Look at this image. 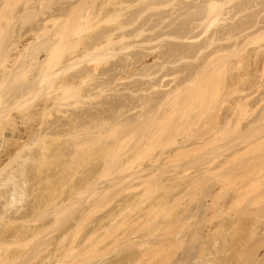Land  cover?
<instances>
[{
    "label": "bare ground",
    "instance_id": "6f19581e",
    "mask_svg": "<svg viewBox=\"0 0 264 264\" xmlns=\"http://www.w3.org/2000/svg\"><path fill=\"white\" fill-rule=\"evenodd\" d=\"M234 2H236V5H234V7H231L230 4ZM82 3V0H76V2L68 3L66 7L57 10L55 15L47 16L42 21H38V23L31 30V33L33 34L30 35L35 36L33 38V41H29L32 38H26L25 34H20L16 31L18 34V38H13L12 40H10L6 47H4V45H6L4 44L0 48H5L3 52L4 54L2 53L4 48L2 49V51H0V53L3 54H0V57H4L3 60L5 63L3 61L2 62L6 66L5 69L1 71L2 74L0 76V177H4V175L6 176V178H0V211L4 210V215L6 214L5 216H8L6 217L7 219L10 217V221L8 223H10L12 227L13 225H17L16 227H18H15L17 229L16 232L14 231L13 234L11 233V238H13V241L16 238L19 239V236L23 232L25 236L26 232H29L30 230L32 234L34 233L32 231H35V233H37L36 237L38 236V234H40L36 232L39 229L34 230V228H36V221L38 220L36 216L34 217L32 214L34 213V211L31 213L28 212V210H24L26 208L25 206H28L23 203L25 202L24 198L27 197L26 195H28L27 193H25V190L26 186L30 183H28V181L26 182L25 180L22 182V179H26L25 174L28 173L27 175H29V171H26V166L29 163L28 161H31L32 163L35 162L34 164L37 166V159H41L42 157H44V154L46 152L43 154L44 156H42V153H40L41 156H39V153L37 154L36 152V154L39 156H37V158L36 154H34L35 152H33L31 148L34 147L35 149V147H37L38 144L41 145L42 142L44 144H49L50 139H54L55 141L59 142L62 147H66L64 146L65 141L63 145V143H60L59 140L62 141V139H68L69 141L71 140L70 138L72 136L73 138L76 137L75 142L78 140L79 141L76 142L77 144H75L74 141L72 142V140L69 141L72 142L71 144L66 141V143L69 144H67V150L70 151L75 144L78 146L79 150L85 151L86 148L91 147L90 142L91 145L95 143L97 144L99 140H97V142L96 139H94L95 141H93V143L91 139H82L80 135H84L83 137L86 136L85 138H87L88 135H91L94 138L98 137L102 139V136H100V132L103 130L102 135L103 139H105L104 137L108 132H112L111 135H113V133H117L118 129H120L121 127L127 128L135 126L138 123L146 124L148 123V121L150 122L151 118L154 119V117H157V120L155 119V121H159L158 123H160V120L161 122L163 120L162 118L160 119L157 115L165 118L164 116L167 117L168 115L167 111L169 113V116H174L180 113L183 115L182 117H184V114L186 115V113H188V111L190 110H186L187 107H189L187 105H190L191 102V100L188 99L191 94L188 96L187 94L195 91L193 89H196L199 86L198 83L200 82L201 75L206 73L205 69L208 68V66L210 67L211 62L214 61L217 57L225 55L228 52H236L238 49H240V47H242V44L264 34V20L259 19V17L255 22H252L251 18H249V20L247 21H241L244 13L261 5V3H259L257 0H105L104 3L102 2V5L99 7V9L97 8V13L96 11L94 12V10H92L90 16H88L86 13H81L82 15L78 14L77 18L75 17V19H73V15L76 14L75 12L77 10V7L82 5ZM111 5L114 7L110 8ZM153 10H156V13H154V15L152 14V16L148 15L145 18V15L149 13V11L153 12ZM93 14H95L94 17L92 16ZM15 18L20 19V16L13 17V19ZM21 18L25 17L21 16ZM30 18L31 17H28L26 21L30 20ZM105 18H107V21L115 20L117 24L114 27H106L105 29L97 31V29H100V27L102 26L100 23L107 22L106 20H104ZM19 19L18 21H20ZM228 21L234 22L229 23ZM90 28L94 31V33H87L83 36L81 35L83 34V32H89L88 29ZM49 29H51L52 32ZM47 30L48 32H51L48 34L49 37L40 39V33H45L47 32ZM75 35H77L76 38L74 37ZM241 38H243L244 41L238 42ZM2 39H4V35ZM4 41L6 42L7 39H4ZM232 41V45H224V43ZM0 43L3 44V40L0 41ZM65 49L69 50L67 52V56H65L64 53V51H66ZM262 53H264V47H260L256 50L257 56H260ZM55 56L56 58L58 57L57 60L55 58L56 62L54 63L56 69L52 70V72L49 71L48 73V70L54 68L53 64L52 68L50 66V59L54 60ZM103 59L105 60V62L106 60L109 62V59H115V61H112V63L110 62L107 67H99V62L101 60L104 61ZM201 60L202 62L197 63ZM6 61L8 62V64H6ZM102 61L100 62V64L102 63ZM213 65L215 66V63H212L211 67ZM34 70H36V73L33 75L34 79L29 80L28 83L26 82L27 85H25L24 87L22 85L21 89L18 88L19 85H15V91L14 88H11V84L16 83L17 77V82L19 81L23 84V82L20 81V79L22 78V76L20 77V74H22L23 76L25 75L26 80H28L29 77L27 78V76H29ZM48 78H51V80L49 79L50 81H47L49 84H47L46 82V84L43 85L44 79ZM22 80L25 81V78H23ZM252 80L254 79L252 78ZM252 80H250L252 84L250 83V81H248L249 84H251L249 89H254L256 90L255 92H258L262 88H264L263 76L259 77L258 81H255V83H253L254 81L252 82ZM34 96H37L39 99L40 96L41 98L43 97V102H37L39 103V105L35 104L31 106V104L33 103L29 104V102L31 100L33 101ZM192 96L193 94L191 95V98ZM251 96L252 94H248L243 96L242 98L236 99L234 102L228 103V109L224 113L222 112V114L219 115L218 113L222 111V106L227 105L228 99H225L220 103V107H218V109L221 110L220 112L216 113L217 116L215 117V126H213V128H210L212 129L210 130V132L213 131L211 132V136L208 132H201L197 140L193 142L188 139V141L186 139L182 140L181 142L177 143L178 145L176 149L171 154L170 151L168 152V154H165L164 151L166 150L161 151L160 155H156L155 158L152 159V161L150 159L151 163H148V166L146 165L130 175L132 181L133 179L136 181H138V179L142 181L143 179V181H145L147 179H150V177L156 176V174L158 175V172L163 168L164 170H166L168 167L166 165L168 164V160L174 155L179 153L181 154L189 149V152L195 151L194 149L196 148L204 149L208 144H210L211 141H213V143L215 144L214 149L213 147H211L213 150L208 147L209 157L211 155V152L213 155H211L209 159H207L208 154L206 153L208 151V148L207 150H204L205 152H200V150L198 152L200 153L198 158L200 162L196 159L198 162L195 161L194 163V161H192L191 165V162L188 161L189 164L187 162V165H182V168L179 167L180 171L177 170L179 168H175V171L177 170L179 172L175 173L176 176L173 175L175 178L173 182H177L180 179L181 185H184V194H191L192 190L189 192V189L194 186L195 183L197 184L198 182H202L204 186L203 188L202 184L200 183H198L197 185L198 187L200 184V186H202L203 188H200L201 190L199 191L202 193L203 190V196H200L202 197L201 200L198 198V202L200 201L199 203H201L200 206L198 204L199 208H197V210L199 211L197 213L199 215L195 214V218L199 216L198 218H196L197 223H195L198 225H196L198 229L197 232L196 229L192 230L193 234H191L190 237V239H192V242H194V245L190 241V239L188 240L189 242H186L189 244H185V248L182 253L183 256H181L182 259H179L181 260L180 262L183 261V264L185 262L187 263V261L188 264H193L194 262L192 263V261L198 263L199 259L196 256L199 257V254L201 262H199L198 264H201L203 259L204 261L202 264H264V154L262 156L255 157L256 155H258L256 154L253 157L251 156L252 158L248 156L250 159L248 157L247 159L244 158L247 161H244V159H240L239 157H244L241 155L242 153L243 155H246L247 152L244 153L246 150L249 152V150H251L250 148L253 149L255 145L259 146V144L263 142L264 108L243 129H241V122L238 121L239 124L237 123L236 125L233 121L234 118H236L235 110L237 108L244 109L246 107H249ZM38 98H36L35 101ZM71 99L76 100L77 103L73 101L75 104L73 105ZM79 99H82L83 102ZM262 101L263 99L261 100V102ZM68 102L70 103V105H67L69 104ZM82 103H86V105L88 104L89 107H87V105L84 108V111H82V109V112L79 111V113H76L77 109L79 108H77V106H79L78 104ZM58 105H62L64 107L62 108L64 110L66 109L63 112L61 111V115L64 114V116H62L64 119L59 120L60 118L58 117L59 119L55 118L57 121H49L50 123H46L48 120L45 119L51 118L47 116L52 113H49V111H52L55 108L61 109ZM105 105L108 107H105ZM193 105L194 104H192L191 106ZM27 107H31V109L33 110L29 111ZM70 107L71 110H75L74 108H76V111H73V113L70 110ZM165 107H169V110L165 111ZM26 108L28 112H24ZM18 110L19 112L16 113V111ZM59 111L60 110H58L57 112L61 113ZM195 112L196 110L194 111V113ZM162 113H165L164 116ZM194 113L190 112V118ZM203 113L205 114V112ZM51 116L53 117L52 114ZM187 116H185L184 118H186ZM192 118L194 119V117ZM155 121L153 120V122ZM177 121H180V119ZM168 122L169 120H167V124H169ZM44 123L46 124L44 125ZM175 123L177 124V127L180 124L176 121ZM181 124H184L183 121ZM230 124H233L235 126L240 125V129L239 127L235 126L234 128L233 125L232 127L237 131L240 130L242 133L236 131L235 133L233 132L234 134H231L232 127L230 129ZM182 125L179 126L182 127ZM112 126H114L115 128L117 127L116 129H113L115 130V132H113ZM168 126H172V123ZM175 126L173 125L169 128L173 129L174 127V131L175 129L177 131L178 128H175ZM104 127L107 129L110 128L111 130L108 129L107 132L106 129H102ZM184 128H186V125L184 126ZM6 130H8V132ZM180 130H182V128H180ZM104 131L105 133H107L105 134ZM239 133L242 135H240ZM114 135L115 136L112 137L116 139V136L118 134ZM226 135L229 136L224 137ZM233 135L236 138L232 140L230 138L234 137ZM77 138L79 139L77 140ZM47 140H49V142H46ZM223 140L225 142H223ZM54 142L50 143V145H55ZM35 144L37 145L33 146ZM48 144H45L46 147L49 146ZM86 144H88V147L86 146ZM71 145L73 146L71 147ZM69 146L71 147L70 149ZM77 146H74L72 153L71 151L69 152L65 150L66 148H64L63 153L61 152V154H64L65 158L70 159L74 157V159H76L75 157L77 155L79 156L80 153L79 150L77 151L76 149ZM58 147L62 148L60 146ZM134 148L132 150L133 153L136 151V148ZM28 149L31 153L28 151ZM42 150H44L43 147L41 151ZM51 151H53V149H51ZM66 151L68 152L67 155ZM24 152H26L27 154L23 155ZM75 152L76 154H78L76 155ZM102 152L103 151H101L100 154H102ZM106 152L108 151H105V153ZM87 153L88 152H86L85 154ZM68 154L70 157L68 156ZM18 155H20L19 157L22 156L23 160L20 158L18 159ZM58 155H60V153ZM80 155L84 156L83 152L80 153ZM201 155H204V157ZM14 156L15 160H21L20 163H16L18 165V169L15 165L9 167H13L12 169L16 168L17 172L22 167V170L20 169L22 172L20 175V172L17 173L15 170V172L18 174L17 176L15 173H13L14 170L12 171V169H8L10 170L9 172H5L7 171V168H9L7 167L9 165L7 160H9L10 158H13L12 160H14ZM129 156L130 154L126 157ZM236 158H238V160ZM239 159L241 161H239ZM68 160L66 162L69 163L71 161V164L69 163L66 166L73 165L72 162H74L75 160ZM235 160H237V162ZM9 161L11 162V160ZM238 161L240 163H238ZM4 163H8L6 164L5 170L4 166L1 168L2 165H5ZM41 163L42 162H40V164ZM38 166L39 168H37L40 169V165ZM194 166L196 168H194ZM67 168L69 167H66L65 169L68 170ZM192 170L195 172L193 173ZM169 171H166V173H168ZM171 172L172 170L170 171V173ZM173 173L174 171L172 172V174ZM30 174H32V172ZM21 175H23L24 178ZM18 176H21V180L18 178ZM125 178L128 179L130 177L125 176ZM125 178H123V180H125ZM172 178L170 180H172ZM182 182L184 183L182 184ZM205 182L207 183L206 187L204 185ZM22 187L25 188L23 189ZM81 188L83 189V187ZM35 191L37 190L35 189ZM83 191H81L82 193L80 194H83ZM188 194L187 196L190 195ZM36 199H38V197ZM36 199L35 202L37 201ZM41 200L43 199L41 198ZM68 200L69 202L66 201V199L64 201L68 204L71 202V205L69 204V206H74L77 203V201L74 199L76 202L74 205H72L74 203L72 202L73 199ZM64 201L61 202L65 207L66 203ZM19 205L21 206L19 207ZM84 205H86V202L84 203ZM29 206H31L30 202ZM57 206L56 209H59L60 205L59 207ZM69 206L67 207L70 210H74V208L72 209V207ZM67 207H65L66 211H69V209L67 210ZM1 208L3 210H1ZM38 208H41V206H38ZM63 208L62 210L64 211L65 208ZM56 209L54 210L56 211ZM32 210H34V206ZM51 210L53 211V209ZM37 211L39 212L40 209H38ZM50 211L48 212L50 213ZM210 211H212L211 218H216L215 220L218 221L217 224L214 221L215 224L213 226L212 221L214 219L212 220L209 217ZM40 213H42V211H40ZM28 214H30V221L35 222V226L33 225L34 228H32V223L28 219ZM112 214L109 215L110 219L115 217L116 215L115 213V215H113L112 217ZM31 215L33 217H31ZM42 215L43 218H41V220H44L47 216L45 217V214L43 213ZM51 215L52 216H50V218L53 217V214ZM54 215H56V212L54 213ZM40 217H42L41 214ZM1 218L2 216H0V219ZM31 218H36V220H31ZM103 218L102 220L106 222L107 220H104ZM55 220L56 221H53L56 223L58 218ZM208 220H212L211 225H209L210 222ZM27 221H29V225L28 223L27 225L31 226L29 228H27L28 226H23ZM103 221L98 222L95 229H99L98 227L102 226ZM18 223L22 226L19 227ZM1 225L2 224H0V227ZM52 225H54V223ZM240 225L242 226L243 230L238 228L240 227ZM243 225H245L246 227ZM9 226H6V228ZM26 228L32 229L26 231ZM6 230H8V228ZM235 230H241V236H239V232L237 234V231ZM242 231H245V234H242ZM94 232H92V234H94ZM1 235H3L2 231L0 233V236ZM5 235L9 237L7 234ZM197 235L198 238L196 237ZM27 236H29L28 233ZM33 237H35V234L33 235ZM236 237L239 238H237L235 242L234 239ZM197 239H199V241ZM195 240L197 243L195 242ZM3 241L4 243H7V240ZM3 241L0 242V250L2 249L4 251L3 254L5 255L6 246H4L3 244V248L5 250L1 248ZM18 241H20V239ZM136 244L137 245H132L137 246L138 248V243ZM142 245L145 244H143L142 242ZM142 245L140 244V246ZM196 247L199 250H197ZM194 249L199 251V253L197 254V251H195ZM80 251L81 250H79V252ZM55 252H57L55 253V255L51 254L52 256H49L52 258H50V261L48 260L49 263L47 262V264H52L53 262H51V260L53 261L55 260V258H57L56 255L58 254V251H56L55 249ZM29 255L31 256V254ZM192 255H196L194 256L195 260H193L194 257ZM209 255H212V260H210L211 258ZM223 255L224 257L228 256V258H224ZM231 255H233V257ZM27 257L23 258L27 260ZM134 257L135 256H133V258ZM28 259H30V257Z\"/></svg>",
    "mask_w": 264,
    "mask_h": 264
},
{
    "label": "rangeland",
    "instance_id": "374dc122",
    "mask_svg": "<svg viewBox=\"0 0 264 264\" xmlns=\"http://www.w3.org/2000/svg\"><path fill=\"white\" fill-rule=\"evenodd\" d=\"M104 1L105 0H82V2H83L82 5L77 7V10L75 12L76 14H74L73 15L74 18L73 17L72 18L73 19H75V17L77 18L78 14H81V13H83V14L86 13L88 16H90L92 13V10H94V12L96 10H98L99 7L102 5V2L104 3ZM257 1L259 3H261V5L259 7L251 9V10L247 11L246 13H244V15L241 18V21H247V20H249V18H251L252 22H255L258 17H259V19L264 20V0H257ZM73 2H76V0H0V38L2 39L3 35H4V39H7L6 42L4 41V39H2L3 44H1L2 42L0 43V48L4 44H6V45H4V47H6L7 44L10 42V40H12L13 38L14 39L18 38L17 32L20 34H25L26 38H32L29 41H33V38L35 36L30 35V34H33V33H31V30L38 23V21H42L47 16L55 15L57 10L64 8L68 5V3H73ZM113 3H115V2H113ZM234 5H236V2L230 4L231 7L232 6L234 7ZM108 7H110V6H108ZM113 7L114 6L111 5L110 8H113ZM158 12H160V11H158ZM96 13H97V11H96ZM154 13H156V10H153V12L149 11V13H147L145 15V18L148 15L149 16H152V14L154 15ZM94 15L95 14H93L92 16L94 17ZM16 16L17 17L20 16V19L18 18L20 21H18V19H16V18L13 19V17H16ZM21 16H24L25 18H21ZM26 17L27 18L31 17V18H30V20L26 21V19H27ZM34 17H36V18H34ZM101 18H103V17H101ZM106 19L107 18H105L104 20H106ZM228 22L232 23L234 21H228ZM100 24L102 26L100 25L101 27H100V29H97V31L105 29L106 27H114L117 23L115 20L114 21L108 20L107 22H104V23L102 22ZM49 30L51 31V29H49ZM2 31H3V33H2ZM88 31L89 32H83V34H81V35L83 36V35H86L87 33H94V31L91 30V28L88 29ZM91 31H93V32H91ZM51 32H48V30H47V32H45V33L44 32L40 33V35H39L40 39H42V38L45 39L46 37H49L48 34ZM74 37L76 38L77 35H75ZM1 39H0V41H2ZM243 41H244V39L241 38L238 42H243ZM232 44H233V41L228 42V43H224L225 46H230ZM241 46L242 47H240V49H238L236 52H233V53L228 52L225 55L217 57L218 59L216 58L214 61H212L210 64V67L208 66V68L205 69L206 73L203 72L204 74L201 75L200 82L198 83L199 86L198 87L196 86L197 88L193 89L195 91L192 90L194 93L190 91L191 93L187 94V96L190 94L191 95L193 94V96H192V98H191V95L189 98L187 97L188 99L191 100V102H190V105H187L189 107H187V109H186L187 111L189 109L190 110L188 111V113H186L187 111L185 112L186 115L184 114V117L187 116V114H188V116L186 118L182 117L183 115L180 113L176 114L174 116H169V113L167 111V110H169L168 109L169 107L168 108L165 107V109H166L165 111H167L168 115L166 117V116H164L165 113L164 114L162 113L166 119L161 117L160 115H157L160 119L162 118V120H163L161 122V120L159 119L160 123H158L159 121L158 122L155 121V119L157 120V117L153 116L154 119L151 118L152 121L150 120V122L148 121V123H146V124L145 123H138L135 126H131V127H127V128L125 127L126 129L124 127H121L122 129L121 128L118 129L117 133L115 132V130H113V129H116L117 127L115 128L114 126H112V130H113V132H115V133H113V135H111L112 132L111 133L108 132V129H110V128L107 129L104 127L102 129H106V131L108 133L106 132L107 135L106 136L104 135L105 139H103V135H102L103 130L101 129L102 131L100 132V134H101L100 136H102L103 140L101 138H98V137L94 138L91 135H88L87 138H85L86 136L83 137L84 135L83 136L80 135L82 139H89V140L91 139L92 142L95 141L94 139H96V141L99 140V142L97 141L98 142L97 144L95 143V144L91 145V142H90L91 147H88V144H86V146L89 148V151H88V148H86L85 151L79 150L78 146L75 145V144H77L76 142L79 141L78 140L79 138H77L78 141L75 142L76 137L73 138L71 136V138H70V136H69V138L72 140V142L73 141L75 142L74 146H77L76 147L77 151L79 150L80 153L83 152V155L86 152H88L84 156L80 155V153H79V156H82V157H79L77 155L78 153L76 154V152H77L76 151L75 152V154L77 155V156L75 155L76 159H74V157L70 158V159H72V161H74V160L75 161L72 162L73 165H69V166H66V165H68L71 161L69 163H67L66 161L69 158H65L64 154H63L64 155V157H63L61 152L63 153L64 148H66L69 145L68 143H70V144L72 143V142H69L71 140H69V141H68V139L63 140L62 138H61L62 141L59 140L60 143H63V145H64V141H65L64 146H66V147H62V145H60L59 142L55 141L54 139H52V140L50 139V142H49V140L46 141V142H49V144L45 143V144L49 145L48 147H46V145L43 142L41 143L42 146L39 144L33 145V146L37 145V147H35V149L36 148L38 149V150L36 149V151H35L34 147L31 148L32 151L35 152L34 154H36V152H37V154L39 153V156H41L40 153H42V156L45 155L46 157L44 156L45 158L42 157L40 159V158H38L39 156L36 154V157L38 156L37 157L38 159L36 161L37 166L34 164L35 162L32 163L31 161H28L29 162L28 165H30V166H28L26 163L27 166L26 165L25 166L28 168V169L26 168V171H29L30 176L27 175L28 173L26 172L27 174H25V177L28 180L22 179V182L25 180L26 182L28 181V183H30V184L26 183L28 185L26 186V190H25L26 192L25 193L28 194V195H26L28 198L24 196L25 198L24 197L23 198L25 199V202H23V203L25 205H28V206H25L26 207L24 209L25 211L28 210V212H31V213L34 211L35 214L34 213H32V214L34 217L36 216V218L38 219L36 221V228H34L35 222L30 221V214H28L29 215L28 219L32 223V228H34V230L39 229L36 232H38L40 234H38L37 237H36L37 233H35V231H32V232H34L32 234L31 230H30L32 228L27 229V228L31 227V226H28L29 221H27L26 224L23 226H26V227L28 226L26 228L27 229L26 231H29V230L30 231L26 232L23 229L26 232V235L24 236V232H23L19 236L20 241H18L19 240L18 238H16V239L14 238L15 240L13 241L12 240L13 238H11V235L14 233V231L16 232V230H17L16 228H18V227H16L17 225L16 226L13 225V227H12V225L10 223H8L10 221L9 220L10 217L8 219L6 218L8 216H5L6 214L4 215V213H3L4 210L2 209L3 208L2 207L1 210H3V211H0V216H2V218H5V219H2V218H1L2 220L0 219V221L4 222V223L0 222V224H2L0 227V233L2 231V234H3L0 236V242H2L3 240H5V241L7 240V243H4V241H3L2 245H1L2 246L1 248L6 246L5 247L6 250L3 248L5 250V255L3 254L4 251L2 249L0 250V264H21V263L22 264H43V263L47 264V262L49 263L50 258H52L49 256L51 254L55 255V253H57V252H55V249H56V251H58V254L56 255L57 258H55V260H53V261L51 260V262H53L52 264H183V261L180 262L181 260H179V259H182L181 256H183L182 253L184 251L185 244L186 245L189 244L186 242H189L188 240L190 239L191 234H193L192 230L196 229V232H197V229H198V227H197L198 225L195 223H197L196 218L199 217L198 216L199 214L197 213L199 211L197 210V208H199L198 204L200 206L201 203H199L200 201L198 202V200L199 199L201 200L202 197H200V196L201 195L203 196V190H202V193L199 191L201 190L200 188H202L203 184H202V182L201 183L198 182V183L202 184V186H200V184H199V186L197 187L198 183L197 184L195 183L194 186L191 187L192 189L191 188L189 189V192L192 190L191 194L190 193H189L190 195L188 193L184 194L185 193L184 192L185 189L183 187L184 185L183 186L181 185L180 179H179V181L175 180L177 182H173L175 179L173 175H175V173L180 171L179 167L182 168L183 167L182 165H187L186 163L188 161L191 162V165H192V161H194V163H195V161L198 162L199 161L198 158L200 155V153H198V152L200 150H201L200 152L207 150L208 147L209 148L213 147V149H214L215 144L213 143V141H211L210 144H208L209 146L207 145L204 149L202 148L203 150L200 148L199 149L196 148V149H194L195 151L189 152V150H190L189 149V150H186L188 152L185 151L181 154L179 153V154L174 155L172 158H170L168 160V164H166L168 166L167 167L168 170L166 168H165L166 170H164V168H163L162 170L165 172H163L161 170L162 172L159 171L158 175L156 174V176L150 177V179H147V180L144 179L145 181H143V179H142V181L140 179H138V181L133 179V181H132L130 175L133 174V172H136L137 170L146 166L148 163L150 164L152 159H154L156 155L157 156H158V154L160 155L161 151L166 150V151H164L165 154H168V152L170 151V154H171L176 149V147L178 145L177 143L181 142L182 140L188 139V140L193 142V141L197 140V138L201 132H203V133L208 132V133H210V136H211V132H213V131L210 132V130H212L210 128H213V126H215V119H216L215 117L217 116L216 113L220 112V110H221V109L219 110L218 107H220V103L222 101H224L225 99H228L227 105L222 106V111L220 113H218L219 115L222 114V112L224 113L228 109V106H229L228 103L234 102L236 99L242 98L245 95L252 94L250 101H249V103H250L249 107H246L244 109H238L237 108L235 110L236 113L234 112L236 114L235 115L236 118H234V120H233L234 124L237 125L238 121L241 122L240 123L242 126L241 129L246 127L248 125V123L251 120H253L257 116L258 113L261 112V110L264 108V88H262L258 92H255L256 90H254V89L251 90L249 88H250V85L252 84L250 81V80H252V78L254 79V80H252V82L254 81L253 83H255V81L256 82L258 81L259 77H262V76L264 77V53H262L260 56H257V54H256V50L258 48L264 47V34L257 36L255 38L251 39L250 41H247L246 43L242 44ZM2 49H0V51H2ZM4 50H5V48L3 49L2 53L4 52ZM65 50L66 51H64V53H65V56H67L68 55L67 52L69 50L68 49H65ZM3 54H1V55H3ZM55 58H56V56L54 57V60L50 59V62H51L50 66L52 68V64H53L54 68L48 70V73H49V71L52 72V70L56 69V66L54 63L56 62L58 57L56 58V60H55ZM3 59H4V57L2 56V58L0 60V76L2 74L1 71H3V69H5V67H6L3 64V62H4ZM109 60H110L109 62L107 60H106V62H105V60L104 61L101 60L102 63L100 64L101 61L99 62V67H107L110 64V62L112 63V61L113 62L115 61V59L114 60L109 59ZM200 62H202V60L198 61L197 63H200ZM212 63L213 64L215 63V66L213 65L214 67L213 66L211 67ZM6 64H8V62ZM35 71L36 70L32 71V73L30 75L28 73V75H29V76H27V78L29 77L28 80H26L25 75L23 76L22 74H20V77L22 76L20 81H22L23 84L19 81L17 82V78H18L17 77L16 78L17 84L12 83L11 84L12 87L11 86L10 87L14 88V91H15L16 86L19 85L18 88L21 89L22 85L24 87L25 85H27L26 82L28 83L29 80L34 79L33 75L36 73ZM50 77H52V76H50ZM23 78H25V81L22 80ZM249 78H251V79H249ZM49 79L51 80V78L44 79V81L45 80L46 81H45V83L43 81V85H45L47 81H50ZM248 81H250L251 84H249ZM24 82H25V84H24ZM18 83H21V84H18ZM47 84H49V83L47 82ZM196 93H197V95H196ZM37 96H39V95H37ZM37 96H34L33 101L31 100L29 102V104L33 103V104H31V106H33L35 104L39 105V103H37V102H43L42 101L43 97L41 98V96H40V99H39ZM36 98H38L39 101H38V99L35 101ZM262 99H263V101L261 102ZM79 100H82V99H79ZM73 101H75V103H77L76 100L71 99V102H73ZM215 101H216V103H215ZM82 102H83V100H82ZM70 103L67 105H70ZM191 103L194 105L191 106L192 105ZM67 105H64V106H67ZM73 105H75L74 102H73ZM78 105L79 106H77V108L78 107L79 108L77 109V111H76V108H74L75 106L73 107L75 110H71V107H70V110L72 112L76 111V113H79V111H81L82 109H83L82 111H84V108L88 104L86 105V103L85 104L82 103V104H78ZM190 106L193 108H191ZM194 106L196 109L194 108ZM59 107L61 109L55 108V109H53L55 111H53V110L49 111V113L52 112L51 114L53 115V117L51 116V114L47 115L48 117H51V118L44 117V118H48V119H45V120H48L46 123H50V122L55 121L56 119H59V118H60L59 120L64 119L62 117V116H64V114L63 115H61V114L66 109L64 110L63 109L64 107L62 105ZM87 107H89V105ZM105 107H108V106L105 105ZM27 108L29 111L33 110V109H31V107H27ZM27 108H26V110H24V112H28ZM56 109H57V111L60 110L59 112H61V111L62 112L58 113L56 111ZM191 109L192 110L195 109L196 112H198V113H196V112L194 113L195 110L192 111ZM17 112H19V110L16 111V113ZM190 112L194 113V114H192V117H194V119L192 117L190 118V116H191V115L189 116ZM203 112H205V114ZM21 114H22V112H21ZM199 115L201 116L202 120H201ZM179 119H180V121H177ZM190 119H192L194 121H192ZM153 120L155 122H153ZM167 120H169V122H168L169 124H167ZM181 120L184 123L183 125L181 124L182 123ZM175 121L177 123H180L179 125H182V127H180L179 125L177 127V124L175 123ZM190 121H191V123H190ZM233 121H231V122H233ZM156 122H157V124H156ZM46 123H44V125ZM149 123H151V124H149ZM171 123H172V126L176 125L175 128L176 127L178 128L177 131H176V129L174 131V127H173V129L169 128V127H172V126H168V125H171ZM186 123H190V124H186ZM185 125H186V128H184ZM230 125L231 126H229V127L231 129L233 124H230ZM27 126H29V125H27ZM27 126H25V127H27ZM148 126H150V127H148ZM234 126L235 125H233V127ZM239 126H235V127H239ZM106 127H109V126H106ZM233 127H232L231 134L233 132L235 133L237 131L234 129L235 127L234 128ZM180 128H182V130H180ZM239 129H240V127H239ZM6 131L8 132V130H6ZM237 132H241V131L238 130ZM104 133H105V131H104ZM114 134H118L116 136V139L112 137V136H115ZM236 134H238V133H236ZM229 135H226L224 137H228ZM240 135H242V134H240ZM235 138L236 137L234 136L230 139L233 140ZM226 139H229V138H226ZM89 140H88V142H89ZM224 140H223V142L226 141V140L225 141ZM232 140H230V141H232ZM66 141L68 143H66ZM53 142L55 145L52 144V146H53V148H52L50 143H53ZM189 143H191V142H189ZM56 144H57V146H56ZM261 144H259V146H256V145L254 147L252 146L253 149L252 148H250L251 150L248 149L249 152L246 150L244 153L247 152V154L243 155V153H242L241 155L244 157L239 156L240 159H244V158L247 159L248 156L250 158H252L256 154H258V155H256L255 157L262 156L264 154V140H263V142H261ZM211 145H213V146H211ZM58 146L62 147L63 149L59 148ZM72 146L73 145H71V147ZM74 146H73V148H74ZM42 147L44 149V150H42L43 152L41 151ZM54 147H55V149H54ZM71 147L69 146V149ZM134 147L136 148V151L134 150L135 152L133 153L132 150ZM73 148L70 150L71 153H72ZM209 148H208V151L206 152L207 154L209 152ZM51 149H53V151H55V152L51 151ZM67 149L68 148H66L65 150H67ZM58 150H60V151H58ZM28 151L30 152L29 149H28ZM67 151H69V150H67ZM67 151H66V155L68 153ZM98 151H99V153H98ZM101 151H103L102 154H100ZM105 151H108V152L105 153ZM130 151H131V153H130ZM33 152H32V154H33ZM164 152H162V153H164ZM59 153H60V155H58ZM25 154H27V153L24 152L23 155H25ZM129 154H130V156L126 157ZM50 155H51V157H50ZM53 155H55V156H53ZM211 155H212V152H211ZM211 155H210V157H211ZM19 156L20 155H18V159L19 158L22 159V156L21 157H19ZM47 156H49V157H47ZM68 156H69V154H68ZM201 156L204 157V155H201ZM207 156H206L207 159H209L210 158L209 154ZM16 158H17V155H16ZM12 159L13 158L9 159V160H11V162L9 160H7L9 163V165L7 167L14 166V165L17 167L18 166L17 164L21 162V160L19 161L18 159H16L17 160L16 161L15 156H14V160H12ZM150 159H151V161H150ZM236 159L238 160V158H236ZM240 159H239V161H241ZM245 159H244V161H247ZM38 160L39 161L41 160L40 162H42V163L40 164V162ZM237 160H235V161L237 162ZM239 161H238V163H240ZM30 162L32 163V166L34 165L33 167L31 166ZM189 162H188V164H189ZM8 163H4L5 165H2L1 168L4 166V170H5L6 164H8ZM10 163H11V165H10ZM38 165H40V169H38L39 168ZM66 167H69L70 169L67 168L68 170H66L65 169ZM196 167H197V165H196ZM196 167L194 166V168H196ZM12 168H10V167L7 168V171H5V172H9ZM19 168H20V166H19ZM30 168H31V170H30ZM175 168L176 169L179 168V169H177L179 171H177V170L175 171ZM8 169H10V170H8ZM17 169H18V167H17ZM17 169L16 168L12 169V171L14 170L13 173H15L16 176L18 175L17 173L20 172L19 175L22 173L21 172L22 169L21 170L19 169L18 172H17ZM15 170L17 173L15 172ZM169 170L170 171L172 170V172L174 171V173L173 174H172V172L170 173ZM166 171H169V172L166 173ZM192 171H191V175H192ZM195 171H193V173ZM31 172H32V174H30ZM1 175H2V173H1ZM85 175H87V176H85ZM21 176H23V175H21ZM21 176L20 177L18 176V178L20 179ZM38 176H39V178L40 177L41 178L39 179ZM48 176H50V177H48ZM125 176L130 177V178H128L129 180L127 178H125ZM4 177L6 178L5 175H4ZM4 177L1 176L0 178H4ZM47 177L49 179L50 178L51 179L49 180ZM85 177H87V178H85ZM23 178H24V176H23ZM123 178H125V180H123ZM171 178H172V180H170ZM170 182H173V183H170ZM183 183L184 182H182V184ZM206 184L207 183L205 182V184H204L205 187H206ZM84 186H85V188H84ZM81 187H83V189ZM22 188L24 189L25 187H22ZM203 188H204V186H203ZM35 189L37 191H35ZM81 191H83V194H80V193H82ZM32 194L35 195L36 197L33 196ZM187 194L189 196H187ZM69 196H70V198H69ZM37 197L40 201L38 199H36ZM40 197L43 200H41ZM33 199H34V201H33ZM35 199L37 200L36 202H35ZM65 199L68 202H69L68 199H73L72 202H74V203L72 205H74L75 202L77 201L78 206H77V203H76V205H74L75 207L69 206V204L71 205V202L68 204L64 201ZM26 201H27V203H26ZM42 201H43V203H42ZM61 201L62 202L64 201L67 206L72 207V209L74 208V210H70L65 205V207H67V210L69 209V211H66V208L64 207V205ZM29 202H30L31 206H29ZM85 202H86V205H84ZM60 203L65 208L64 211L62 210L63 207L61 206ZM21 205H19V207ZM59 205H60L61 209L60 208L56 209V206L59 207ZM33 206H34V210H32ZM35 206H37V207H35ZM38 206H41V208H38ZM49 206H51V207H49ZM79 207H80V209H79ZM36 208H37V210L40 209V211H42V213L45 214L44 215L45 217L47 216L46 218L44 217L45 218L44 220H41V218H43V215H42V213H40V211L38 212L36 210ZM51 209H53V211ZM54 209H56V211ZM85 209L86 210L88 209L87 212ZM35 210H36V212H35ZM46 210H47V212H46ZM50 210L52 211V213ZM48 211H50V213ZM60 211H62V212H60ZM1 212L3 213L4 216L2 215ZM55 212H56V215H54ZM211 212L212 211H210V216H209L210 218L212 217ZM109 213L110 214L114 213V214H112V217H113V215H115V213H116V215H115V217L110 219ZM40 214L42 217H40ZM51 214H53V217L50 218V216H52ZM195 214H198V215H196L198 217L195 218ZM33 216L31 215V217H33ZM36 218L35 219L31 218V220L32 219L36 220ZM57 218H58V220L55 223L54 221H56L55 219H57ZM61 218H62V221H61ZM102 218L104 220H107V221L106 222L103 221ZM211 219L212 220L214 219V220L213 221L211 220L213 223L210 220H208L210 222V224L208 223L209 225H211V223H212V226H213L215 224V222H216V224L218 223V221L215 220L216 218H211ZM77 220L79 221V223ZM244 220H243V222H244ZM38 221H40V222H38ZM100 221H103L102 226L101 227L99 226L98 227L99 229L96 228L97 229L96 230L95 227H96L97 223ZM219 222H220V219H219ZM27 223H28V225H27ZM53 223H54V225H52ZM3 224H4V226H3ZM9 224H10V226H9ZM48 224H49V226H48ZM42 225H43V227H42ZM45 225H46V227H45ZM6 226H9V227H7L8 230H6L7 229ZM18 226L20 227L22 225L19 224ZM243 226H245V225H243ZM238 228L243 230L241 225ZM5 230H6V233H5ZM237 230H239V229H237ZM237 230H235V231H237ZM241 230L237 231V234L239 232V234H238L239 236H241V234H240ZM94 231H96V232H94ZM9 232H10V234H9ZM92 232H94V234H92ZM242 232H243L242 234H245V231H242ZM27 233L29 236H27ZM234 233H236V232H234ZM5 234H7L9 237H7ZM30 234H32V235H30ZM34 234H35V237H33ZM22 235H23V237H22ZM24 237H25V239H24ZM196 237L198 238V235ZM237 238H239V237H236L234 239L235 242H236ZM1 239H3V240H1ZM197 240L199 241V239H197ZM190 241L192 242V239H190ZM44 242H45V244H44ZM142 242L146 246L142 245ZM144 242H146V243H144ZM195 242H196V240H195ZM136 243H138V248H140L141 250L138 249L137 246H133L134 244L137 245ZM192 243L194 245V242H192ZM3 244H4V246H3ZM5 244H8V245H5ZM140 244L142 246H140ZM127 246H128V248H127ZM143 246L145 247V249ZM131 247H132V249H131ZM71 249H73V250H71ZM196 249H197V247H196ZM77 250H78V252H77ZM79 250H81V251L79 252ZM197 250H199V249H197ZM197 250H195V251H197ZM198 253H199V251H197V254ZM29 254H31V256L33 258ZM24 255H26V256H24ZM27 255H28V257H27ZM22 256L24 258L27 257L26 258L27 260H25ZM133 256H135V257L133 258ZM194 256H196V255H194ZM209 256L211 258L210 260H212L213 259V257H211L212 255H209ZM231 256L233 257V255H231ZM29 257H30V259H28ZM196 257L199 259L198 261L201 262L200 261L201 258H199L200 254H199V257L198 256H196ZM223 257H224V255H223ZM224 258L227 259L228 256L224 257ZM128 259H130V260H128ZM193 260H195V257L193 258ZM24 261H26V262H24ZM196 261H197V259H196ZM203 261H204V259H203ZM203 261H202V263H203ZM224 262H225V260H224ZM192 263L195 264L197 262L192 261ZM186 264H188V261Z\"/></svg>",
    "mask_w": 264,
    "mask_h": 264
}]
</instances>
